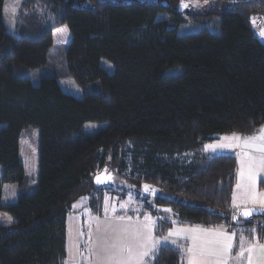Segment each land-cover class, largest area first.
I'll return each instance as SVG.
<instances>
[{
  "label": "trees",
  "instance_id": "16d2710c",
  "mask_svg": "<svg viewBox=\"0 0 264 264\" xmlns=\"http://www.w3.org/2000/svg\"><path fill=\"white\" fill-rule=\"evenodd\" d=\"M31 1L48 8L21 12L14 36L0 0V210L15 219L0 224V264H68L67 218L81 198L102 214L106 188L148 199L142 214L158 217V238L176 224H232L237 156L206 154L204 144L264 126V43L251 24L253 17L264 18V0H185L189 7L181 0H94V7L83 0ZM160 13L168 17L158 20ZM186 17L200 29L180 34ZM63 24L72 35L67 69L80 86L99 81L94 93L77 97L53 75L35 85L18 68L44 67L54 29ZM170 67L178 73L166 74ZM88 122L106 126L85 133ZM30 127L40 132L35 186L28 184L19 151L21 132ZM104 168L114 183L96 186L93 178ZM117 177L126 186L119 187ZM6 182L23 187L14 204L1 203ZM144 184L159 193L144 194ZM95 192L102 193L99 205ZM251 224L238 229L244 235L264 230ZM157 248L147 264H185L181 246Z\"/></svg>",
  "mask_w": 264,
  "mask_h": 264
},
{
  "label": "rangeland",
  "instance_id": "374dc122",
  "mask_svg": "<svg viewBox=\"0 0 264 264\" xmlns=\"http://www.w3.org/2000/svg\"><path fill=\"white\" fill-rule=\"evenodd\" d=\"M98 2L103 1H123V2H132L134 0H96ZM96 1L94 0H83L82 5L86 7H94L96 5ZM146 1V0H142ZM148 1H156V0H148ZM48 7H46L43 4V1H31L28 2V0H4V7H3V20L7 28V32L9 34H12L14 36H18L15 32L16 25L19 20V16L21 12H24V14H28L29 11H33V9L40 11V13H45ZM42 9V10H41ZM168 16L165 13H160L157 16L158 20L166 19ZM186 23L181 24L179 26L178 32L180 34L184 33H193L195 31H198L200 29V25H197L195 22L192 21L191 18L186 17ZM251 24L255 30L256 36L260 39L261 42L264 43V36L260 35L261 30H264V27H259L256 25V19L255 23H253L251 18ZM214 31H217V29H214ZM71 31L69 30V27L66 24H63L61 26H57L54 29L53 32V39L54 44L52 48L49 50L48 53V62L44 67L36 68V69H25L22 67L20 68V72L28 74L32 77L33 84L37 85L39 83V80L42 76H49L53 75L56 76L59 80V83L62 87V89L68 93H71L77 97H82L85 94H90L98 91L101 88V84L99 81L91 82L88 85L80 86L75 79L70 75L68 69H67V63H66V47L71 41ZM103 66H105L110 72L113 71V65L107 60L102 61ZM179 67V66H177ZM177 67H170L165 69L166 74H177ZM1 126V125H0ZM106 126V123H97V122H88L84 125L83 130L85 133L89 132L91 134L97 133L99 130L104 129ZM232 134H239V133H232ZM220 142H215L211 145H216ZM40 132L38 128L30 127L27 129H24L21 132L20 138H19V151H20V160L23 163L25 175L28 179V184L31 186H35L38 183L39 179V172H40ZM232 149V148H231ZM230 148L220 149L224 152H231ZM232 153V152H231ZM234 153V152H233ZM237 156H239V159L241 160V152L235 153ZM2 174V166L0 165V176ZM115 180V179H114ZM116 183L119 187L126 186L125 182L121 178H116ZM111 185V184H107ZM28 186V185H27ZM107 194H106V202L103 209V218H107L112 220V223L127 229V231L121 232L122 235L130 236L131 232L133 231V228L138 224L143 228L145 224H148L153 228V224L155 222V227L157 224V217L152 216V214L148 213L146 215H139L137 214V211H133V208L137 206L138 210L145 209V206H150L151 202L148 199H144L143 196L138 197L136 199V192L135 190L128 191L126 188H106ZM111 190V191H108ZM24 191L23 187L18 182H6L3 184L2 187V197H1V203L3 205H9L14 204L19 196V194ZM114 192V193H113ZM128 192L127 194H125ZM15 193V195H12ZM101 192H95L93 194L94 198L97 201V204L99 205L101 203V200L103 199ZM125 194V195H124ZM7 197V199H5ZM83 198H81L82 200ZM84 200V199H83ZM87 199H85L86 201ZM141 200V201H140ZM140 201V202H139ZM83 202V201H82ZM88 202V200H87ZM138 202V204H137ZM141 204L139 207L138 205ZM144 205V206H143ZM151 208V207H150ZM163 210H166V207H161ZM106 210V211H105ZM146 210V209H145ZM168 210V209H167ZM124 214H117L115 212H122ZM131 211V213H129ZM116 218H112V217ZM12 217L11 214H9L6 211L0 210V224L1 225H12L15 222V219L13 218V223L8 224L6 222V217ZM148 218L147 220L145 218ZM89 218V217H88ZM156 219V221H155ZM78 219L77 217H74L72 219V227L69 228V237L67 242V252L72 260H99V257L96 255L91 257L90 254V248L89 246L97 245V241L92 240L90 243L88 240V245L85 244V248L83 249V257H80V254H78V237L80 239L79 229H78ZM97 221V220H94ZM232 224V219L230 221ZM88 226L91 225L90 222L87 223ZM264 227V221L262 220H253L251 224V228L253 229H260ZM91 229V233L95 234V237L97 233H95L94 228L90 227L86 231V235L88 236L89 230ZM153 236L154 238H157L158 240H161V238L155 237V229L153 228ZM101 235V234H99ZM94 237V238H95ZM96 240V239H95ZM169 240H172L169 238ZM101 243H106L107 245L111 246L110 242L106 241ZM209 243L208 240L206 241H198L196 245L202 246ZM122 244H130L132 245L131 241H123ZM97 252V250H96ZM70 259V260H71ZM83 264H90V262H83Z\"/></svg>",
  "mask_w": 264,
  "mask_h": 264
},
{
  "label": "snow or ice",
  "instance_id": "6c2138e0",
  "mask_svg": "<svg viewBox=\"0 0 264 264\" xmlns=\"http://www.w3.org/2000/svg\"><path fill=\"white\" fill-rule=\"evenodd\" d=\"M208 2L209 0H204L205 4H208ZM181 5L189 7L185 0H181ZM255 19V17L252 18L253 23H255ZM260 35L264 36V30H261ZM259 133V135L245 138V147L254 148L260 155L253 156L246 152L244 154L246 159L241 161L240 176L244 184H238L237 187H246L245 200L253 205L251 208L245 207L243 209L236 205L239 215L244 217H250L253 213L260 212L264 208V193L255 191L257 177L261 172H264V128H261ZM232 137L233 139L239 138L237 134H232ZM206 147L215 151L217 149L230 148L232 145L219 143ZM107 179L111 180L112 177L108 176ZM96 180L98 183L104 182L99 176L96 177ZM148 187V185H145V189H148ZM12 195H15V193ZM255 205H260L261 207H255ZM235 218H237L236 213L233 214V219ZM145 219L147 220L148 218L146 217ZM6 222L12 224L13 218L10 216L6 217ZM123 231H127V229ZM151 233L152 228L148 224H145L143 229L137 228L133 230L132 236L137 244L135 250L130 244H113L109 246L106 243H100L96 252L99 257V264H147L146 258L154 256L158 251V244H161V246L166 243L176 244V240H169V236H179L181 231L170 230L168 236L161 238L159 241ZM78 235L83 236L84 233L80 231ZM235 237V233L229 235L221 232L217 234V238L213 241L188 249L191 254L188 264H228L232 258L231 252L234 247L233 241ZM88 238L91 240V229L89 230ZM259 241L260 238L255 235H253L252 240L240 235L239 250L236 253L240 264H264V243ZM257 250H259V255H257Z\"/></svg>",
  "mask_w": 264,
  "mask_h": 264
},
{
  "label": "crops",
  "instance_id": "0c3cea01",
  "mask_svg": "<svg viewBox=\"0 0 264 264\" xmlns=\"http://www.w3.org/2000/svg\"><path fill=\"white\" fill-rule=\"evenodd\" d=\"M264 128V126L262 127ZM261 129V128H260ZM259 129V130H260ZM259 130H257L256 132H253L251 134H237L239 138L237 139H233L232 134H222V135H218L215 139L208 141L204 144V153L206 154H228V153H239L241 152V160L239 159V156H237L238 159V171H237V180H236V184L234 186L233 189V193H232V212L233 210L236 208V205H239V207H250L253 206L251 203H247L245 200L246 194H247V189L246 187L242 186V187H237L238 184L243 185L244 181H242L241 176H240V169H241V161L245 160V153H249L253 156H259L260 153H258L254 148H247L245 147V138L249 137V136H253V135H259ZM222 141L225 144H230L232 145V147H230V149L232 150L231 152H224L221 151L220 149H217L215 151L208 149L206 146L211 145L215 142H220ZM255 191L259 192V193H264V172H261L259 174V176L257 177L256 180V186H255ZM84 199V200H83ZM82 200H78L75 204H74V210L76 211V214H71L68 216L67 218V242H68V237H69V228L70 226L72 227V219L74 217H77L78 221V229L79 232L82 231L84 233L83 236H80V239L78 237V254H80V257H83V249L85 248V244L88 245V236L86 235V231L88 228L92 227L95 230V233H97L96 237L95 234H93V232L91 233V240H89V242L91 243L92 240L94 239V241H97V245L95 247V245L93 246H89L90 248V252H91V257L95 255L96 250H98V246L100 245L101 241L103 242H110L111 244H122L123 241H131L132 242V247L135 250V248L137 247L136 244V240L133 238L132 236V232L130 234V236H125L122 235L121 232H124V228L112 223V220L107 219V218H103V211L102 214H95L90 208H88L86 206L87 204V200L85 201L86 198H83ZM83 201V202H82ZM138 204V202H137ZM140 206V204L138 205V207ZM255 206H260V205H255ZM261 207V206H260ZM158 211L156 210V212H165V213H170V210L166 209L163 210L161 207L157 208ZM137 211V214L139 213V215H146L147 213L142 214V209L134 207L133 211ZM117 214H124L123 211L122 212H115ZM131 213V211L129 212ZM152 216L157 217L155 215L152 214ZM89 217V218H88ZM112 218H116L115 215ZM158 218V217H157ZM97 220V221H94ZM156 221V219H155ZM90 222L91 225L88 226L87 223ZM241 227L243 228L244 226H235L232 224H228V223H219V224H215V225H210V224H202V223H195V224H176L174 225L170 230L173 231H181V234L179 236H169V238H171L172 240H176V244L173 245H179L182 247L183 252H184V260H185V264H188L189 261V256L191 255L188 251V249L190 248H194V247H199L198 245H196V243L198 241H206L208 240L209 242L213 241L214 239L217 238V234L218 233H227L229 235H231L232 233L236 234V237L234 238L233 244L234 247L232 249L231 252V259L229 260L228 264H240V261L237 259L236 253L239 250L238 249V244H239V237L240 235H243L244 237H246L248 240H252L253 235L258 236L260 238V243H264V230L261 232L258 231H253V233L251 235H244L243 234V230H239L238 228ZM137 228H141L143 229L141 226H139L138 224H136V226L133 228V230L137 229ZM153 228L156 231V227H155V222L153 224ZM153 228H152V236H153ZM240 228V229H241ZM251 230H253L252 228H250ZM169 230V231H170ZM101 234V235H99ZM169 234V232H168ZM168 234L166 236H168ZM95 237V238H94ZM154 237V236H153ZM156 237V234H155ZM96 239V240H95ZM157 239V238H155ZM158 240V239H157ZM159 241V240H158ZM67 242H66V248H67ZM167 244H171V243H167ZM161 245L158 244L157 247ZM257 255H259V250H257ZM70 256L67 252V262L68 264H83V262H90V264H99V260H70ZM147 259V258H146Z\"/></svg>",
  "mask_w": 264,
  "mask_h": 264
},
{
  "label": "water",
  "instance_id": "95a60500",
  "mask_svg": "<svg viewBox=\"0 0 264 264\" xmlns=\"http://www.w3.org/2000/svg\"><path fill=\"white\" fill-rule=\"evenodd\" d=\"M99 176L101 178V180H103L104 182L103 183H98L97 180H96V177ZM108 176H111L112 179L111 180H108L107 177ZM93 181L95 183L96 186H103V185H107V184H112L114 183V174L113 172L111 171H107L106 168H104L102 171H100L99 173H97L94 178H93ZM145 185H148V189H145ZM142 191L144 194L146 195H156L157 193H159V189H156L155 187L151 186L150 184H144L143 185V188H142ZM253 206H250L248 208H251ZM255 207H260V206H255ZM240 209H243L245 207H239ZM236 213V216L237 218L233 219V214ZM257 218H264V208H262V210L260 212H255L253 213L252 216L250 217H244V216H240L238 211H237V208H235L232 212V215H231V219H232V222L235 226H244L246 225L247 223L249 222H252L253 220L257 219Z\"/></svg>",
  "mask_w": 264,
  "mask_h": 264
},
{
  "label": "built area",
  "instance_id": "2783aa9c",
  "mask_svg": "<svg viewBox=\"0 0 264 264\" xmlns=\"http://www.w3.org/2000/svg\"><path fill=\"white\" fill-rule=\"evenodd\" d=\"M256 25L259 27H264V18H257Z\"/></svg>",
  "mask_w": 264,
  "mask_h": 264
}]
</instances>
